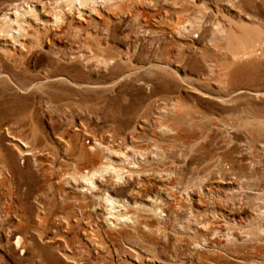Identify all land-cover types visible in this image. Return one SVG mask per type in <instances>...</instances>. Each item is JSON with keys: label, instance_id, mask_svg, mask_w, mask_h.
Masks as SVG:
<instances>
[{"label": "rangeland", "instance_id": "obj_1", "mask_svg": "<svg viewBox=\"0 0 264 264\" xmlns=\"http://www.w3.org/2000/svg\"><path fill=\"white\" fill-rule=\"evenodd\" d=\"M16 1L0 264H264V0Z\"/></svg>", "mask_w": 264, "mask_h": 264}, {"label": "bare ground", "instance_id": "obj_2", "mask_svg": "<svg viewBox=\"0 0 264 264\" xmlns=\"http://www.w3.org/2000/svg\"><path fill=\"white\" fill-rule=\"evenodd\" d=\"M65 1L69 2V3L73 2V1H77L79 4L84 6V5L88 4L91 1L93 2L94 0H65ZM28 2H29V0L14 2L12 4V11H10V15L12 17H10L8 15H6V17H5L7 19V21H8L10 30H12L13 26H15L16 32H15V36L14 37H20L21 34H22L21 31L24 29L23 26L21 25V22L24 21V20L21 21L19 17L22 16V15H25L26 12L24 11V12H22V14H20V12H18L20 7L25 5L27 7L26 11L31 13V12H33L35 10L34 9L35 6L39 5L37 2H35L34 5L30 6V3L28 4ZM29 34H31V33H29ZM22 145L25 146V144H22ZM11 171L14 173L13 167H11ZM93 173H91L90 177H88L87 179H92V177L94 176ZM106 201H108L109 204L111 205L112 202H113V199L111 197L107 196L106 197ZM111 208H112V206H111ZM10 211H11L10 210V205L6 206L5 207V215L9 214ZM24 225H25V223H22L20 220H18V222L16 224H13L11 226V228L13 230V236H12L11 240L9 239L11 244L14 246V248L18 249L20 253H24L26 251V249H25V241H24V238L21 235V230L24 229Z\"/></svg>", "mask_w": 264, "mask_h": 264}]
</instances>
